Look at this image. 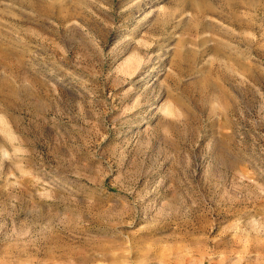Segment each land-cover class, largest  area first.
<instances>
[{"label": "rangeland", "instance_id": "374dc122", "mask_svg": "<svg viewBox=\"0 0 264 264\" xmlns=\"http://www.w3.org/2000/svg\"><path fill=\"white\" fill-rule=\"evenodd\" d=\"M0 264H264V0H0Z\"/></svg>", "mask_w": 264, "mask_h": 264}, {"label": "bare ground", "instance_id": "6f19581e", "mask_svg": "<svg viewBox=\"0 0 264 264\" xmlns=\"http://www.w3.org/2000/svg\"><path fill=\"white\" fill-rule=\"evenodd\" d=\"M144 64V63H143Z\"/></svg>", "mask_w": 264, "mask_h": 264}]
</instances>
